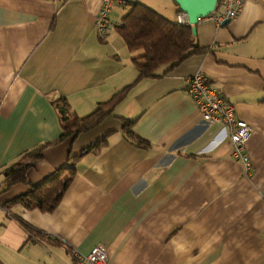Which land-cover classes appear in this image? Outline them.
I'll return each instance as SVG.
<instances>
[{"label": "crops", "instance_id": "crops-1", "mask_svg": "<svg viewBox=\"0 0 264 264\" xmlns=\"http://www.w3.org/2000/svg\"><path fill=\"white\" fill-rule=\"evenodd\" d=\"M137 1L172 22L181 12L172 0ZM242 1L224 27L195 26L206 53L138 79L137 53L115 29L96 33L100 0H0V171L61 135L52 102L85 117L127 88L110 117L43 149L27 183L0 193V264H74L96 245L107 264H264V0ZM196 72L252 127L250 176L231 157L227 128L206 125L187 93ZM123 119L147 148L125 137ZM102 138L105 147L74 162L52 213L14 202Z\"/></svg>", "mask_w": 264, "mask_h": 264}, {"label": "trees", "instance_id": "trees-1", "mask_svg": "<svg viewBox=\"0 0 264 264\" xmlns=\"http://www.w3.org/2000/svg\"><path fill=\"white\" fill-rule=\"evenodd\" d=\"M129 10L124 14L116 32L122 38L131 53H138L131 63L138 73V79L157 78L161 68L167 73L182 61L193 55L206 53L200 48L192 33L191 26H181L169 21L151 8L137 2L128 3ZM127 88L119 91L106 102L99 103L94 111L85 117H78L71 112L67 100L60 98L52 102L59 115L61 135L53 142L43 144L23 153L17 161L1 170L4 187L3 193L16 184H26V174L32 167L31 162L41 157L43 149L61 143L66 139H74L77 135L98 126L105 118L110 117L116 105L124 98ZM122 132L136 147L147 148L148 143L132 133L134 122L122 120ZM106 146L102 138L79 156H69L67 163L52 172L42 183L32 186L31 190L14 202L21 203L25 209H38L44 213H52L71 185L75 176L74 162L86 153L100 151ZM31 229L25 227V230Z\"/></svg>", "mask_w": 264, "mask_h": 264}, {"label": "built area", "instance_id": "built-area-1", "mask_svg": "<svg viewBox=\"0 0 264 264\" xmlns=\"http://www.w3.org/2000/svg\"><path fill=\"white\" fill-rule=\"evenodd\" d=\"M130 0H100V10L95 17V30L100 39L107 37L108 33L120 24L111 21L110 16L115 7H125ZM242 0H218L214 12L204 17L216 27H221L224 21H233L241 13ZM176 22L181 26H190L187 15L179 12ZM187 93L193 99L196 107L202 114V121L206 125L220 124L227 128L229 141L232 146L231 157L237 161L245 176H250L251 165L245 146L252 134V127L236 118L233 107L227 103L223 96L215 90L208 79L196 72L187 78ZM74 264H107L108 258L102 245L94 246L87 254L75 252Z\"/></svg>", "mask_w": 264, "mask_h": 264}, {"label": "water", "instance_id": "water-1", "mask_svg": "<svg viewBox=\"0 0 264 264\" xmlns=\"http://www.w3.org/2000/svg\"><path fill=\"white\" fill-rule=\"evenodd\" d=\"M177 4L179 10L187 15L192 33L195 35V26L204 17L208 16L217 7L218 0H172ZM229 21H224L221 27L227 25Z\"/></svg>", "mask_w": 264, "mask_h": 264}, {"label": "rangeland", "instance_id": "rangeland-1", "mask_svg": "<svg viewBox=\"0 0 264 264\" xmlns=\"http://www.w3.org/2000/svg\"><path fill=\"white\" fill-rule=\"evenodd\" d=\"M143 1H145L146 2V0H143ZM138 3H141V4H143V5H145V6H147L146 5V3H144V2H140V1H137ZM148 2V1H147ZM147 7H149V6H147ZM150 8V7H149ZM124 11H128L129 10V7L128 6H125L124 8ZM153 10V9H152ZM155 11V10H154ZM122 13V12H121ZM158 13V12H157ZM170 21V20H169ZM176 22V21H175ZM137 54H139V52L137 53ZM136 54V55H137ZM49 248H51L52 249V246H48Z\"/></svg>", "mask_w": 264, "mask_h": 264}]
</instances>
